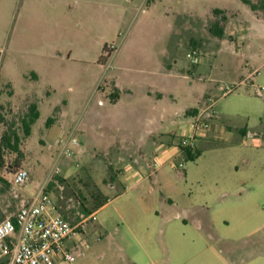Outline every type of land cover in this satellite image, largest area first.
Instances as JSON below:
<instances>
[{
	"label": "rangeland",
	"instance_id": "374dc122",
	"mask_svg": "<svg viewBox=\"0 0 264 264\" xmlns=\"http://www.w3.org/2000/svg\"><path fill=\"white\" fill-rule=\"evenodd\" d=\"M217 21L223 37L211 31ZM192 49L203 55L199 65L187 58ZM114 81L117 105L109 100ZM146 86L163 94L154 109L161 126L133 113ZM226 86L233 92L224 95ZM27 99L40 112L29 137L20 122ZM212 102L214 129L198 140L200 156H180L173 168L179 139L171 144L170 136L189 130L188 111ZM12 123L23 141L22 157L0 170L10 184L0 181L8 217L56 175L67 182L49 192L69 221L79 213H71L75 195L88 198L98 188L110 197L86 224L89 256L74 264H264L262 11L241 0H14L0 9V134ZM243 127L257 135L243 137ZM61 134L79 141L71 161L59 158ZM170 147L176 152L162 155ZM18 169L30 174L22 188L11 185ZM119 172L124 180L112 181ZM234 177L246 182L236 191ZM238 199L245 200L242 221L234 219ZM185 215L186 225L176 219Z\"/></svg>",
	"mask_w": 264,
	"mask_h": 264
},
{
	"label": "built area",
	"instance_id": "2783aa9c",
	"mask_svg": "<svg viewBox=\"0 0 264 264\" xmlns=\"http://www.w3.org/2000/svg\"><path fill=\"white\" fill-rule=\"evenodd\" d=\"M116 51V47L110 48ZM203 55L198 49L188 52L187 58L194 65H199ZM103 91V88L101 87ZM233 92L226 86L224 95ZM103 104V100L100 101ZM215 103L198 110L192 116L189 130L182 134L178 144V154L171 161L173 168H178L177 159L195 153L199 135L212 129V119L216 116ZM61 150L59 158L71 161L79 141L75 135L61 134L57 139ZM59 174V169L56 170ZM30 179L29 171L18 169L11 180L12 186L25 187ZM44 185L27 202L23 203L16 215L0 222V264H74L80 257H88L91 244L86 233V224L95 214L83 218L76 224L69 222L58 202Z\"/></svg>",
	"mask_w": 264,
	"mask_h": 264
},
{
	"label": "trees",
	"instance_id": "16d2710c",
	"mask_svg": "<svg viewBox=\"0 0 264 264\" xmlns=\"http://www.w3.org/2000/svg\"><path fill=\"white\" fill-rule=\"evenodd\" d=\"M244 4L250 7L251 11L258 12L262 11L264 13V0H258L257 3H253L251 0H241ZM216 15L224 14L219 11H215ZM222 21L225 20V17L221 18ZM217 37H223L224 36V27L220 26L219 22H215L212 30H211ZM104 51L109 55L111 51L106 46L104 48ZM107 56L103 57L101 59V62H106ZM119 96L116 91H113L110 96L109 100L111 103H115L118 100ZM25 113H23V116L20 119V122L22 124V128L24 131V135L26 137H29L32 132V127L36 123V121L40 117V112L37 104L27 99L25 102ZM194 115L198 112V110L194 111ZM53 122V118H50L47 121V125L51 126ZM23 138L18 134L15 125L12 123L9 128H5L3 132L0 134V170H10L11 167H13L15 162L19 159V157H22L21 152V145H22ZM200 151L197 149L195 153H187L186 158L188 160H196L200 156ZM122 173L119 172V174H114L111 176L112 181H116L119 179V176ZM4 181V180H3ZM67 180L62 175H56L53 179V181L49 184L48 188L46 189L48 192L49 190L53 189V187L57 186L58 184H65ZM8 186L10 184L7 182ZM75 195V194H74ZM75 199H77V210H72L71 213L75 214L76 212H79L75 220L69 221L65 216V218L71 222L72 224L78 223L83 218H87L93 214H96V212L101 209L104 205L108 203L110 200V197H107L101 192L98 188H95L94 191H90L89 197H80L78 195H75ZM87 203V204H86Z\"/></svg>",
	"mask_w": 264,
	"mask_h": 264
},
{
	"label": "crops",
	"instance_id": "0c3cea01",
	"mask_svg": "<svg viewBox=\"0 0 264 264\" xmlns=\"http://www.w3.org/2000/svg\"><path fill=\"white\" fill-rule=\"evenodd\" d=\"M13 1L14 0H0V9L2 10L3 7H4V9H6L7 8V4H9V5L13 4ZM32 1H39L41 4H47V5L51 6V4H55V3L65 4L69 0H32ZM28 4H29V2L25 5V12L28 11ZM120 55H121V51L118 50V51L115 52V57L116 58H117V56L120 57ZM250 75L248 77H250ZM248 77L243 78L242 82L245 81ZM33 78L37 79L38 76L35 74L33 76ZM146 89L145 88L140 89L142 91V94H141L140 99H136L135 102H134V107L135 108L132 107V109L134 110L133 113L139 119V122H141L143 124H147V125L149 124L150 126H161L163 124V119H162L161 112L159 110L155 111L154 109L157 108V106L159 105V102L161 103L163 94L159 90H154L152 86H146ZM113 91L117 92L119 98H118V100L115 103H112V104L113 105H117L121 101V92H120V89L117 86V81L116 82L115 81L112 82V90H111L110 93H112ZM150 107H152V110H154L157 113L156 115H154V118L151 117L148 114V109ZM195 110L197 111V109H193V110H190V111L187 112V116L189 117V120L194 115V113H195L194 111ZM224 127H225V129L228 128L230 131L232 130V128H230V127H226V126H224ZM213 129H214V127H212L211 131H213ZM239 132L242 134L243 137H247V136L251 137V136H256L257 135V133L255 131H252V130L248 129V127L241 128L239 130ZM210 135H211V132L203 133V134L199 135L198 140L202 139L201 141H203L204 139L208 138ZM175 138H177V135H175V134L171 135L170 136V140L168 139L169 143L172 144L174 142ZM146 142H152V146H153V143L155 144L156 140L154 138L150 137V138L146 139ZM176 147H177V145H176ZM175 150H177V148L173 149V147H170L169 150L163 151L162 155L167 154L170 151L175 153L176 152ZM130 170H131V167H127L125 169V171H130ZM134 172L136 173L135 174L136 176L141 175V173L136 168H134ZM124 177H125V173L123 174V172H122L121 179L124 180ZM126 178H127V174H126ZM3 180L4 179H2V177L0 176V181L2 182ZM4 182H6V184H7V181L4 180ZM245 184H246V182H244L242 177H234L232 179V183H231V185L234 188V191H236V189L238 188L237 186H244ZM3 189H4L3 187L0 188V192L1 193H2ZM244 201L245 200L242 201L241 199H238L237 201H235L236 202L235 206L236 205L240 206L239 209H237V210L235 209V212H236L235 215H234V219L235 220L242 221L243 214L241 213L242 212L241 208H242V205H243ZM229 202L230 203L227 204L228 209L229 210L230 209L234 210L233 207H230L232 205L231 202H233V201L230 200ZM19 208L17 209V212H18ZM5 212H6L5 209L3 210V208L0 207V222L8 217L7 214H5ZM16 213H15V215H16ZM95 216H96V214H95ZM194 216H195L194 220L199 221L200 223H201V221L207 223V221L205 219L200 218L197 214L194 215ZM182 217L183 216H177L176 219L177 220L182 219L184 221L185 225L189 222V219H191L189 215H185V217H183V218ZM87 238H88V236H87Z\"/></svg>",
	"mask_w": 264,
	"mask_h": 264
}]
</instances>
